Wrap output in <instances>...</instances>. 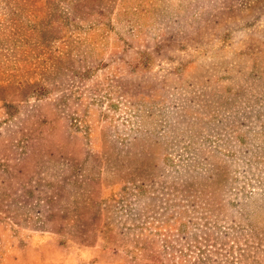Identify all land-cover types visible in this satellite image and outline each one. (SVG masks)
<instances>
[{"label": "rangeland", "instance_id": "obj_1", "mask_svg": "<svg viewBox=\"0 0 264 264\" xmlns=\"http://www.w3.org/2000/svg\"><path fill=\"white\" fill-rule=\"evenodd\" d=\"M0 264H264V0H0Z\"/></svg>", "mask_w": 264, "mask_h": 264}, {"label": "trees", "instance_id": "obj_2", "mask_svg": "<svg viewBox=\"0 0 264 264\" xmlns=\"http://www.w3.org/2000/svg\"><path fill=\"white\" fill-rule=\"evenodd\" d=\"M64 1H66V0H64ZM75 11L77 12L76 9H75ZM60 19H61V16L58 13L59 23H56L55 21H52V22H46V23L44 22L42 25H43L44 28L52 29L54 33H56L57 31H60V30L62 32L63 30H62V27H61V22H60L61 20ZM62 34H64V33H62Z\"/></svg>", "mask_w": 264, "mask_h": 264}]
</instances>
